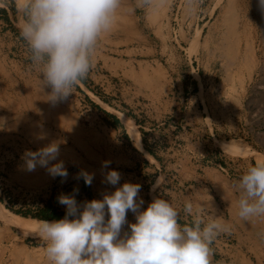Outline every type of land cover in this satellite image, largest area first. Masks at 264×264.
Wrapping results in <instances>:
<instances>
[{"label": "rangeland", "instance_id": "obj_1", "mask_svg": "<svg viewBox=\"0 0 264 264\" xmlns=\"http://www.w3.org/2000/svg\"><path fill=\"white\" fill-rule=\"evenodd\" d=\"M135 5L124 0L87 78L53 106L20 38V0H0L9 17L0 13V264H51L40 236L12 228L8 214L37 212L47 202L66 211L61 194L81 203L125 182L141 185L142 208L157 196L181 209L185 200L219 208L232 230L213 244L238 245L264 264V218L241 221L225 208L232 202L225 190L238 200L235 182L264 161L258 0H165L155 12ZM53 141L66 179L39 166L29 172L22 160ZM109 170L121 174L118 185L102 182ZM81 171L94 174L90 186L77 178ZM127 220L135 222L131 211ZM187 221L181 213V224Z\"/></svg>", "mask_w": 264, "mask_h": 264}, {"label": "clouds", "instance_id": "obj_2", "mask_svg": "<svg viewBox=\"0 0 264 264\" xmlns=\"http://www.w3.org/2000/svg\"><path fill=\"white\" fill-rule=\"evenodd\" d=\"M164 3L136 0L135 7L155 12ZM123 5L124 0H21L19 34L39 73L42 92L50 90L46 101L55 106L87 78L99 40L113 30ZM258 6L264 14V0H258ZM59 154L60 145L53 141L36 151L26 150L22 160L29 172L39 166L53 178L66 179ZM109 164L104 161L102 167ZM77 178L90 186L94 174L81 171ZM120 179L117 170H109L102 182L116 186ZM158 188L155 183L153 190ZM234 188L238 218L245 222L264 218V161L248 167ZM140 191V184L125 182L102 193V199L78 203L73 194L59 195L64 217L41 221L38 229L51 264H212V245L220 235L231 233V224L212 205L208 209L191 200H185L181 209L157 196L142 208ZM129 211L135 215L134 223L127 220ZM181 213L188 218L186 223L181 224Z\"/></svg>", "mask_w": 264, "mask_h": 264}, {"label": "crops", "instance_id": "obj_3", "mask_svg": "<svg viewBox=\"0 0 264 264\" xmlns=\"http://www.w3.org/2000/svg\"><path fill=\"white\" fill-rule=\"evenodd\" d=\"M201 189L205 190V186H202ZM225 191L226 195L231 199L230 201H232L229 203L230 206H226L225 208L231 211L233 216H235L238 211L237 199L232 196L230 190H228V192L227 190ZM215 211L216 214L219 215V208H216ZM229 223L231 224L232 222L230 221ZM212 250V264H260V262L255 261V258H253L251 254L241 249L238 245L234 246L233 244L225 243L223 240L222 242H216L213 244Z\"/></svg>", "mask_w": 264, "mask_h": 264}, {"label": "trees", "instance_id": "obj_4", "mask_svg": "<svg viewBox=\"0 0 264 264\" xmlns=\"http://www.w3.org/2000/svg\"><path fill=\"white\" fill-rule=\"evenodd\" d=\"M0 13H3L6 21H9V17L5 9L0 8ZM194 83L196 85V82ZM108 115L113 119L114 125L120 124V120L118 117L112 114H108ZM92 199H93L92 196H89L88 200H92ZM13 212L22 217L33 218V219H38V220L60 219V218H63L65 215V211H57V209L53 206L52 202H47L44 206L39 208L37 212H33V213L32 212H22V211H13Z\"/></svg>", "mask_w": 264, "mask_h": 264}, {"label": "bare ground", "instance_id": "obj_5", "mask_svg": "<svg viewBox=\"0 0 264 264\" xmlns=\"http://www.w3.org/2000/svg\"><path fill=\"white\" fill-rule=\"evenodd\" d=\"M254 1V0H252ZM234 2V1H233ZM235 3V2H234ZM248 3V2H247ZM254 3V2H253ZM20 4H21V0H20ZM247 5V4H246ZM253 5V4H252ZM256 5V4H255ZM254 5V6H255ZM230 6V4H229ZM236 7V6H235ZM249 7V6H248ZM228 8V7H227ZM250 10V9H249ZM257 12V11H256ZM261 12V11H260ZM160 13V12H159ZM244 14V13H243ZM257 15V14H256ZM253 16V15H252ZM255 16V15H254ZM254 18V17H253ZM23 21H21L20 25L22 24ZM19 25V26H20ZM238 49V48H237ZM251 50V49H250ZM239 51V50H238ZM252 51V50H251ZM233 53V52H232ZM238 53V52H237ZM247 54V53H246ZM251 54V53H250ZM264 54V53H263ZM255 55V53H254ZM251 56V55H250ZM253 57V54H252ZM233 67V66H232ZM132 134L133 136H136V132L134 130H132ZM229 146V145H228ZM233 147V146H231ZM234 147H236L234 145ZM8 220L10 223V226L12 228H15L16 230L26 233L27 235H36L38 236V229H39V225L41 221L44 220H37V219H29V218H24L15 214H8Z\"/></svg>", "mask_w": 264, "mask_h": 264}]
</instances>
